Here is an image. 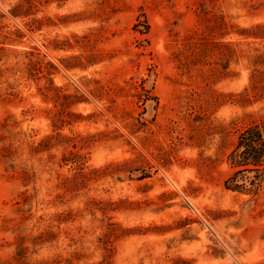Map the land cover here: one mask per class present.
<instances>
[{"label":"rangeland","instance_id":"374dc122","mask_svg":"<svg viewBox=\"0 0 264 264\" xmlns=\"http://www.w3.org/2000/svg\"><path fill=\"white\" fill-rule=\"evenodd\" d=\"M255 123L264 0H0V264H264Z\"/></svg>","mask_w":264,"mask_h":264},{"label":"trees","instance_id":"16d2710c","mask_svg":"<svg viewBox=\"0 0 264 264\" xmlns=\"http://www.w3.org/2000/svg\"><path fill=\"white\" fill-rule=\"evenodd\" d=\"M228 159L234 170L225 179V187L254 193L264 181V126L255 123L243 128Z\"/></svg>","mask_w":264,"mask_h":264}]
</instances>
